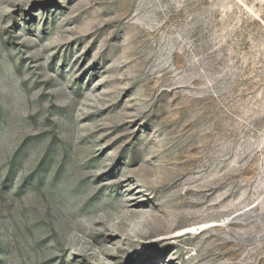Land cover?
<instances>
[{
  "label": "rangeland",
  "instance_id": "rangeland-1",
  "mask_svg": "<svg viewBox=\"0 0 264 264\" xmlns=\"http://www.w3.org/2000/svg\"><path fill=\"white\" fill-rule=\"evenodd\" d=\"M0 264H264V0H0Z\"/></svg>",
  "mask_w": 264,
  "mask_h": 264
}]
</instances>
